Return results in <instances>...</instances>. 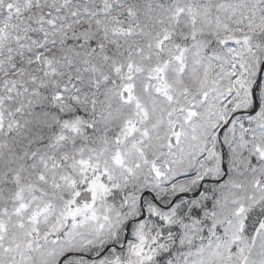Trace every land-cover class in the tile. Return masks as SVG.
Returning <instances> with one entry per match:
<instances>
[{
  "label": "snow or ice",
  "instance_id": "snow-or-ice-1",
  "mask_svg": "<svg viewBox=\"0 0 264 264\" xmlns=\"http://www.w3.org/2000/svg\"><path fill=\"white\" fill-rule=\"evenodd\" d=\"M0 264H264V0H0Z\"/></svg>",
  "mask_w": 264,
  "mask_h": 264
}]
</instances>
